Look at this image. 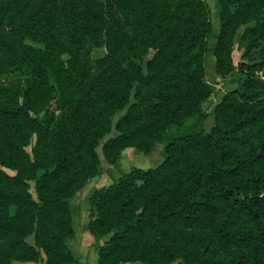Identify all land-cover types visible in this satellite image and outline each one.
<instances>
[{
	"label": "trees",
	"instance_id": "obj_1",
	"mask_svg": "<svg viewBox=\"0 0 264 264\" xmlns=\"http://www.w3.org/2000/svg\"><path fill=\"white\" fill-rule=\"evenodd\" d=\"M215 19L205 0H0V264H81L70 200L118 114L104 161L162 162L88 194L96 264H264V0ZM209 50L234 87L206 132Z\"/></svg>",
	"mask_w": 264,
	"mask_h": 264
},
{
	"label": "rangeland",
	"instance_id": "obj_2",
	"mask_svg": "<svg viewBox=\"0 0 264 264\" xmlns=\"http://www.w3.org/2000/svg\"><path fill=\"white\" fill-rule=\"evenodd\" d=\"M209 6L210 10V22L211 25L214 29L217 28V22L215 19V9H216V0H205ZM243 27H240L237 33V37L235 38L234 42V49H233V62L235 65L238 64V62L241 61V56L243 54V49L242 47L239 46L238 43V37L240 33L242 32ZM106 51L104 48H96L93 49L90 53V56L92 59H96L99 57H102L105 55ZM151 55L146 56L145 61H147L150 58ZM215 60L214 57L211 55L210 50L208 51L207 57H206V66H205V80L206 82L212 87L213 93L212 96L210 97L209 100H207L203 104V109L207 113V119L205 123V131L209 132L211 127L213 126V110L214 107L216 106L217 103L220 102L222 96L225 94L227 90L230 88H233L234 86L228 84L227 82L221 81L215 74ZM120 117V114L115 115L113 117V129L111 133L105 138H109L112 136L116 135V131L114 129V125L116 124L118 118ZM104 139V140H105ZM104 140L100 143L99 147L97 148V152L99 154V157L102 162L103 166V172L102 174L106 171L111 169L109 168V165L104 161L102 154H101V146L104 142ZM161 145H157L154 151L148 155L144 156L140 153H137L136 155L132 158V162L130 165L135 166V167H141L144 168L142 165L149 164L147 168L149 167H155L158 164L162 162V157H161ZM27 152H30V148H26ZM127 167V166H126ZM146 169V168H145ZM9 174L13 175L14 172L12 171H7ZM100 176L95 177L88 181V183L80 190L78 191L74 197L70 200V207L73 212V220H72V226L74 229V238L68 242L69 246H85L87 243H89V240H92V236L86 231V223L88 221V211H87V206H86V198L88 194L97 187L102 186L103 184L107 185L111 181H106L107 179L100 178ZM33 192V189H31ZM91 248V246H90ZM178 260H175L173 262H170L168 264H176ZM28 264H42L40 261L36 263H28ZM81 264H89L88 263V257L84 262Z\"/></svg>",
	"mask_w": 264,
	"mask_h": 264
},
{
	"label": "crops",
	"instance_id": "obj_3",
	"mask_svg": "<svg viewBox=\"0 0 264 264\" xmlns=\"http://www.w3.org/2000/svg\"><path fill=\"white\" fill-rule=\"evenodd\" d=\"M136 152L133 148L124 149L121 153L120 159L114 165H109V168L111 167V169L106 170L103 174H101L100 178L107 179L106 181H111L109 184L118 180L129 168L135 167L130 165V163L132 162V158L136 155ZM142 166H144V168L142 169H145L147 168V166H149V164ZM137 168H141V167H137ZM107 185L103 184L102 186L97 188H101ZM93 242L94 240L92 238V240H89V243H87V245L85 246H78V245L70 246V249L73 252L74 256L80 258L81 263L84 262L88 257L89 264H96L97 256H96L95 248L92 246Z\"/></svg>",
	"mask_w": 264,
	"mask_h": 264
}]
</instances>
